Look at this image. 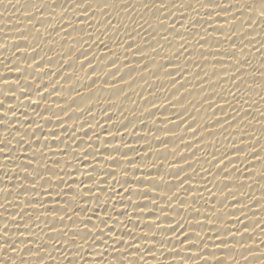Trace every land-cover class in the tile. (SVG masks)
Instances as JSON below:
<instances>
[{
    "label": "snow or ice",
    "instance_id": "obj_1",
    "mask_svg": "<svg viewBox=\"0 0 264 264\" xmlns=\"http://www.w3.org/2000/svg\"><path fill=\"white\" fill-rule=\"evenodd\" d=\"M56 4L57 0H40L39 7H36V13L39 15L31 14L29 17H33L30 20L37 22L46 21L39 24V27L33 26L31 31L37 34L34 37L36 40L49 44L48 52H54L59 59L56 60L47 52L43 56H33L44 48L40 44L32 47L25 33L21 32L24 39L14 43L21 46L11 51V57L15 58V61H22L24 66L12 59L10 64L3 65L7 72L0 73V77H5L0 79V106H3L0 108V117L11 118L0 119V161L3 162L0 163V209L3 210L0 211V220L3 221V226L0 227V264H148L145 257L150 255L152 259H156L157 245L162 247L164 244H172V248L168 249L169 256H180L178 254L181 252L176 250L173 239L188 252L198 249L195 259L198 262L203 261V264H241V261L248 264L250 257H264L261 247L264 245V239H259L257 243V236L253 235L257 228L260 233H264V223L258 221L252 226L253 232H249L248 223H245L248 219L247 213L243 209L240 210L239 216L235 212H225L229 203L232 206L244 204L247 207L242 199L249 194L241 191L246 186L245 183L241 181L237 184L230 179L234 174L247 179L245 174L249 169H241L237 162H251L256 165L255 161H260L264 164L261 152L250 146L259 143V137L244 131L242 127L252 126L256 118L247 119L252 113H258L259 120L264 122V109L254 108L259 102L251 97L252 90H256L260 101H264V0H228L227 3L223 0H180L179 3H172V0L159 3L155 0H67V5H61L59 14L57 7H54ZM233 6H236L235 9L229 11ZM44 8L48 10L41 11ZM173 9L184 11L179 13V18L172 20L168 14L176 16ZM156 10L162 11L157 13ZM69 11L74 14V18L65 16ZM237 12H244L246 15H236ZM137 13L144 15L135 19ZM57 16L60 17L59 20ZM73 20L75 23H72ZM41 29L49 38L53 33L60 36L64 43L59 52L51 47L50 40L45 39ZM149 29L153 31L149 32ZM139 30H143L146 35H141ZM73 33L79 35L73 36ZM133 33L144 44L152 45L149 47L151 53H161L152 55L153 63H156L155 57L166 61L151 73L174 67V70L166 72V76L171 87L179 85L175 88L176 94L172 95L176 101L185 96L177 95L180 89H185L187 93L197 88L202 89L197 94L201 97L197 103H193L189 97L185 98L183 102L187 100L186 105L180 102L183 111L172 113L177 117L178 123L165 118V121H161L165 124L163 128H148V132L152 133V141L162 145L164 149L161 151L157 148V156L161 157L162 153H167L163 156L167 159L169 155L186 156L177 153L175 147L168 149V145L174 143L171 138L175 135L173 129L185 126V131L191 133V140L185 142L184 136H180V144L188 145L185 149H191L194 146L192 141H195L196 150L191 153V157L186 156V159L180 161H184L187 168L192 169L193 175H188L179 162L169 165L176 169L175 175L165 173L171 177L169 180H165L164 175H159L157 179L151 171L143 173L142 165L150 155L151 144L144 149H137L126 143L123 146L115 144L109 148L108 145L117 139L112 133H109L110 140H101L99 134L94 133L95 140L89 137L88 143L85 144L83 139L76 135V127L70 130L63 127L66 123L64 117L70 111H75L74 105H79L75 104L76 97L82 101L85 97L80 91H72L73 85L69 86L68 92H75L76 96L70 101L63 104L53 101L56 104L55 111L51 104L46 105L43 112L36 111L41 107L39 100H49L53 94L58 95L63 91V85L59 81L63 79L66 84L71 81L72 74L68 73L67 69H72L77 63L81 69L89 67L91 73H96L97 66H93V61L108 60V75L112 73L113 78L121 72V67L129 68L127 55H124V62L118 64L119 56L114 51L116 48H123V53L127 54L135 47L133 55L139 53L141 56L140 62L136 63L139 71H149V64L145 59L148 50L140 44L134 46V43L129 42L134 40ZM121 39L123 42H120ZM152 40H155V44L151 43ZM161 41L165 43L162 44ZM165 44L168 45L167 49ZM224 44L228 47L224 48ZM205 45L208 47L205 48ZM6 46L0 45L2 48ZM92 48L104 49L116 58L108 59L107 55L98 56L97 53H91L89 58ZM164 52L169 54L162 55ZM197 54L199 59H193ZM254 59H258L259 63H253ZM53 61L58 65L55 73L47 69ZM209 65L213 69L211 73L206 71ZM112 68L115 70L112 71ZM189 68L194 71L189 72ZM129 70L125 72L126 76L132 75ZM125 73L120 76L121 82H124ZM54 74L58 76L56 81L41 83L44 77ZM188 75H191V82L185 86L189 81ZM10 76L12 78H8ZM214 77L216 79H213ZM97 79L92 80V85L96 84ZM201 81L203 83H198ZM104 83L108 84V80ZM127 83L129 88H132L136 81L133 78ZM147 83L145 80V84ZM225 84L229 85L226 92L223 88ZM206 85L215 86L206 88ZM118 89H122L119 92L124 93L123 88ZM149 95L154 93L149 92ZM125 96L127 98L126 93ZM165 100L175 107L172 98ZM197 104L199 107H196ZM152 105L155 107V102ZM205 105L207 110H211L214 125L210 126L208 122L199 123L194 114H198ZM28 108L34 109V116L29 117ZM221 109L223 111H218ZM85 110L81 109L82 112ZM104 111L106 113L107 109ZM44 113H49L50 116H45ZM91 113L92 110L88 115ZM151 113L149 111V114ZM185 114H188L187 118ZM51 117H56V126L61 132L49 130L45 133L44 125L52 123ZM37 118L42 120L43 124L38 123ZM111 119V116H108V120ZM168 124H172L173 128H168ZM215 125H219L223 130L221 135L233 126L240 129V134L236 138L229 133L228 136L232 137L234 142H230L223 150L215 144L202 147L203 133L207 132L209 136L214 137ZM225 125L228 128H225ZM79 127L84 128L85 124L82 122ZM96 127L103 125L97 122ZM124 127L127 128V125ZM144 127L147 128V125ZM260 131L264 134V128ZM117 132L119 133V129ZM161 132L169 135L166 138L157 135ZM83 135L89 136V132L85 131ZM132 135L135 137V132ZM119 136L120 140L124 141L125 133H119ZM245 136L252 143L245 144ZM66 140H71L75 148L66 144ZM61 145L64 147L61 148ZM101 145L104 146L103 149ZM94 146L95 151L92 150ZM207 147L214 150L207 152ZM77 150H81L82 154ZM201 151L205 152L204 164L208 165L207 168L203 164L200 168H195L191 162V158L199 159L197 152ZM129 153L134 155L130 156ZM229 153H232L235 159L230 158ZM242 153L246 154L243 159ZM67 155L74 156L82 164L85 171L81 172L79 167L75 171L81 177H86V180L74 178L73 173L67 170L71 166L70 162L57 158ZM89 157L94 163L89 161ZM152 168L157 174L160 173V164H153ZM212 168L218 171L213 173ZM117 170L123 173V179L117 178ZM182 172L185 173L183 177L180 175ZM197 176L199 181H203L201 188L192 187L191 181ZM209 176L212 179H209ZM220 176L224 181L222 188L218 179ZM260 178L264 179V172H261ZM109 179L113 181L112 185H108ZM186 183L188 187H185ZM261 187H264V184ZM165 188L168 192L163 191ZM216 188H220L223 199L214 194L213 189ZM177 189L191 196L190 204L178 195ZM238 191L241 192L240 198H237ZM156 192H159V195L153 194ZM193 192L196 194L192 195ZM204 192L208 193V199L204 198ZM117 197L119 199H114ZM133 197H142L143 200L137 202ZM229 197H232L231 201ZM173 200L183 209L179 212L181 219L175 223L167 215L169 210L178 212L176 207H172ZM201 200L204 201V212H201L200 208H190ZM118 204L125 206L117 211ZM150 204L159 214L151 210L145 212ZM162 204L166 206H161ZM186 204H189V208L184 207ZM217 204L220 206L217 207ZM129 209L133 211L129 212ZM4 213H8V216L5 217ZM201 216L203 220L199 219ZM229 216L235 217L234 221H229L234 227L225 224ZM213 221L219 223L210 229L212 235H208L204 229ZM245 235L250 239L243 240ZM254 247L260 249L259 253L252 251ZM17 249L20 250L19 253ZM225 250L234 253L243 250L248 252L240 259L232 254H215ZM109 256L111 261L108 260ZM209 257H212L211 261ZM256 264H264V258Z\"/></svg>",
    "mask_w": 264,
    "mask_h": 264
},
{
    "label": "bare ground",
    "instance_id": "obj_2",
    "mask_svg": "<svg viewBox=\"0 0 264 264\" xmlns=\"http://www.w3.org/2000/svg\"><path fill=\"white\" fill-rule=\"evenodd\" d=\"M155 2H163V0H155ZM180 0H172V3H179ZM223 2L227 3L228 0H223ZM40 0H0V45H7L6 48L0 47V61H3V63H0V73H6L7 70L4 68V64H10L12 59L14 62H20L21 66L23 67L22 61H15V58L11 57V51L14 50L15 47H19L21 45L14 44L18 41H22L24 37L21 36V32H24L27 36L28 42L32 47H36L37 44H40L44 49L38 51L37 53H34L33 56L41 54L43 56L45 52H47L48 55L53 56L56 60L59 59L58 56L54 52H48L50 51L49 44L44 43L43 41L36 40L34 37L37 35L34 31H31L33 26L39 27V24L46 23V21H39L37 20H30L29 15L34 14L39 15V13H36V7H39ZM61 5H67V0H57V4L54 5V7H57L56 11L57 14L60 13ZM236 6H233V9H229V11H232L235 9ZM47 8L41 9V11H47ZM162 10H156L158 13ZM181 11H184L182 9H173V12H175L177 15L173 16L172 13H169V17L174 20L179 18V13ZM190 11V9H189ZM155 14V13H154ZM193 15L195 13H192ZM211 14V13H208ZM142 15V13H137L135 19H139ZM236 15H246L244 12H237ZM66 17H73L74 14L69 11L68 13H65ZM163 18V17H162ZM60 17L57 16V20H59ZM155 23V20H153ZM72 23H75V20L72 21ZM94 23V22H93ZM187 23V22H185ZM145 27H147L145 25ZM211 30V29H210ZM217 31H220V29H216ZM258 30V29H257ZM54 31V30H53ZM141 31V35H146L143 30ZM152 29H149V32H152ZM251 31V30H250ZM41 33L45 37V39L50 40L51 47H54L56 52H59L61 50V45L64 43L60 36H57L55 33H53V36L49 38L47 36V33L43 32V29H41ZM153 34H155L153 32ZM63 35V33H61ZM79 35L78 33H73V36ZM134 40L129 41L134 43V46L136 44H140L141 46L145 47L148 50V56L145 58L146 62L149 64V71H145L141 73L139 71V67L136 63H139L141 56L139 53L136 55H133L135 51V47L129 51L127 54L123 53V48H116L114 51L116 52V55L119 56L118 64H122L124 62V55H127V61L129 64V68H137V69H130L121 67V72L117 73L116 77L113 78L111 75L112 73H109L108 75V68L106 65L108 64V60L99 61L94 60L93 66H97V72L91 73V68L86 67L84 69H81L79 67V63L75 64L72 69H67L68 73L72 74V80L69 81L67 84L64 82L63 79H60V84L63 85V91H61L58 95L53 94L51 99L49 100H39L41 107L40 109H36V111L43 112V109L46 105L51 104L53 110L56 109V104L53 103V101L58 103H65V101H70L72 97L76 96L75 92H72L71 94L68 92V88L70 85H73L72 91H80L85 94V97L83 98V101L80 100L79 97H76L77 101L75 104H79L78 106H73L75 111H70L65 117L66 123L63 125L64 128H68L69 130L72 127H76L77 132L76 135L81 137L85 144L88 143L89 137H92L93 140H95L94 133L99 134L101 140L105 139H111L109 133L115 134L117 139L113 141L111 144L108 145L109 148H111L115 144H120L123 146V144H128L134 148L137 149H144L148 148L149 144H151L150 148V155L146 162L142 165V172L146 173L151 171L152 175L159 179V175H164L165 180L171 179L168 175L165 173L168 172L170 175L176 174V169L174 167H169V165H174L177 162H179L180 165H182L185 169L188 175H193L192 169L187 168V164L184 161H180L182 159H186V156L191 157V153L195 151V141H192L193 148L191 149H185V147H188V145H181L180 144V136H184L185 142H188L191 140V133L185 131V126L181 125L179 129H173L175 132V135H173L171 138L174 141V143L168 145V149L171 150L173 147L176 148L177 153H183L186 156L185 157H179V155H169L167 159H165L163 156H166L167 153H162L161 157H158L156 154L157 148H159L161 151H163V146L159 145L156 142L152 141V133L148 132V128H155L157 126L163 128L165 126L164 123H161V121H165V118L171 119L174 123H178V119L175 115H172V113H180L183 111V105L180 102H183L185 98L191 99L193 103H197L201 97L197 95L199 91H202V89H194L193 92L187 93L185 89H180V93H177V95L184 94V97H181L180 101H176L175 97L172 95L176 94L177 89L179 85H176L175 88L171 87L170 80L166 76V72L169 70H174V67H170L169 69H163L159 72L156 71L157 66L161 63H166L165 60H162L160 57H155L156 63H153L152 61V55H160L161 53L158 51L157 53H151V47L152 45H146L143 41L140 40L139 37L135 36V33H133ZM71 42V40H69ZM120 42H123L121 39ZM111 44V41H109ZM152 44H155V40L151 41ZM161 43H165L161 41ZM175 43V41H174ZM245 43H250L249 41H245ZM193 44H195V41H193ZM167 44H165V49H167ZM208 45H205V48H207ZM224 48H227L228 45L224 44ZM258 47V45H257ZM175 50L174 48L172 49ZM247 51V50H246ZM91 53H97L98 56L107 55L108 59H115L116 57L111 56L110 53H107L104 49H96L92 48L90 52L89 58H91ZM169 53L164 52L162 55H167ZM20 56L21 54H17ZM5 57H9V60H4ZM23 58V56H21ZM252 57L250 56V59ZM83 59V58H82ZM183 58H181L182 60ZM193 59H199V55H195ZM30 62V61H29ZM47 62V61H44ZM42 62V63H44ZM54 63L52 65H48L47 69L52 70L54 73L56 72L58 65L53 61ZM144 61H142L143 63ZM180 61H177L179 63ZM253 63H259L258 59H254ZM14 67L17 65H13ZM112 71L115 69L112 68ZM132 72L131 76H126L127 72ZM211 65H209L206 68V71L211 73L212 71ZM189 72L194 71L193 69L189 68ZM88 73H91V75H87ZM125 73L124 82L120 81V76H122ZM157 74L156 76H153ZM97 76L99 77L97 79ZM143 76V77H142ZM5 77H0V79H3ZM8 78H12L11 76ZM135 79L136 83L133 84L132 88H129L127 82H130L132 79ZM189 81L186 82L185 86H187L188 83L191 82V75H188L187 77ZM39 79V77H37ZM58 79L57 75H52L51 77H44L43 81L41 83H51L53 81H56ZM67 79V78H66ZM97 79V82L95 85H92V80ZM207 79V78H206ZM213 79H216L215 77ZM108 80V84H105L104 81ZM145 80L148 81L147 84H145ZM203 83V81L198 82ZM115 86V87H113ZM215 85H206V88L214 87ZM163 87V88H159ZM190 87V86H189ZM229 85L225 84L223 86L225 92ZM59 88V86H58ZM123 88L124 93H120ZM51 90V89H49ZM253 93L251 94V97L253 100L258 101L259 103L257 105H254L253 107H259L261 109H264V101H260L259 96L256 95L255 91L252 90ZM258 91V89H257ZM149 92L154 93V95H149ZM125 93L127 94V98L125 96ZM137 93L143 94L142 96H138ZM193 95V96H191ZM191 96V97H190ZM63 97V99H61ZM91 97V99H88ZM172 98L173 104H175V107L172 106V104H169L167 100ZM11 102V101H10ZM155 102L156 106L153 107L152 103ZM27 103V101H25ZM183 104H187V100L183 102ZM3 106H0L2 108ZM196 107H199L197 104ZM91 108V109H87ZM81 109H86L85 112H82ZM105 109H107V112L105 113ZM92 110L91 115H88V112ZM29 113V117H32L35 115L33 108L27 109ZM62 111V110H59ZM149 111L152 113L149 114ZM189 111L192 112V108L189 107ZM218 111H223L218 110ZM152 114H155L154 116H150ZM197 116V120L199 123H210L211 125H214V120H212L211 110H207V105L204 106V108H201L200 112L198 114L194 113ZM45 116H50L49 113H44ZM188 114H185V118H187ZM219 115V114H218ZM243 115V113H241ZM68 116H71L68 118ZM94 116V117H93ZM108 116H111V120H108ZM253 117L256 118V120H253L252 126H242L244 127L243 130L249 133H254L255 136L259 137V143L250 145L251 147H255L256 150L260 151L262 156H264V134L261 133L260 129L264 128V122H261L259 120L258 113H252L247 117V119L251 120ZM79 118V119H77ZM0 119H6L10 120V117H0ZM23 119V118H21ZM38 119V123L43 124L42 120ZM52 123L51 124H45L44 125V131L45 133H48L49 130H55L57 132H61V129L58 128L57 125V119L56 117H51ZM84 123L85 127L80 128V123ZM97 122H100L103 127H96ZM155 122V123H154ZM124 125H127V128L124 127ZM147 125V128L144 127ZM168 128H173L172 124L167 125ZM178 127V126H176ZM225 128H228L227 125L224 126ZM91 128V130H89ZM117 129H119V133H125V139L124 141L120 140L119 133L117 132ZM85 131L89 132V136H84L83 133ZM214 131L216 134L215 136H209L207 132L203 133V144L202 147L209 144H215L217 147H220L222 150L229 145L230 142H234L232 137H229V133L232 134L233 137L238 138L240 134V129L233 126L232 128H228V131H225L223 135L220 133L223 131L219 125H215ZM135 132L136 136L134 137L132 133ZM147 133V135H145ZM157 135H160L161 137L166 138L169 134L161 132L157 133ZM145 137L144 139H137L136 137ZM225 137H228V139H225ZM245 144H250L252 141L248 140V137L245 136ZM79 143V141H77ZM99 143V142H97ZM66 144L71 145L73 148H75V144L71 140H66ZM64 145H61V148H63ZM103 145H101V148L103 149ZM95 151V146L92 149ZM214 148L207 147L206 151L211 152ZM82 154L81 150H77ZM116 155V154H114ZM130 156L134 155V153H129ZM230 158L235 159V156L232 153H229ZM244 153L241 154V158L243 159ZM204 156L205 152H197V158H191V162L193 163V166L195 168H200L201 164L204 165L205 168L208 167L207 164H204ZM61 160H66L70 162L71 166L67 169L69 172L73 173L74 178L76 179H87L86 177H81L79 173L75 171L77 167L80 168L81 172L85 171L82 164H80L72 155L67 156H61L57 157ZM89 161H92V158L89 157ZM163 161V163H161ZM0 163H3L0 161ZM94 163V162H93ZM110 164V162H109ZM153 164H160L161 169L159 170L160 173L157 174L156 170L152 168ZM256 165H252L251 162L247 164H240L237 162V165L244 169L247 167L249 169V172L245 175L247 176V179H245L244 176H238V174H234L230 179L234 180L237 184L243 181L245 183V187L241 190L243 193H248V196H244L242 199V202H244L247 207H245L244 204H236L235 206H232L231 203H229V207L225 209V212H235L237 216L241 214L240 210L243 209L244 212L247 213L248 219L245 220V223H248L249 226V232H253L252 226L255 223H258V221H261L264 223V187H261L262 184H264V179L260 178L261 172H264V164H261L260 161H255ZM109 165H104V167H108ZM231 167V165L229 166ZM131 172L132 169H129ZM211 171L213 173H216L218 169L212 168ZM0 175H2V172H0ZM142 175V174H138ZM181 177L185 175L184 172H182ZM117 178L123 179V173L119 170H117ZM209 179H212L211 176L208 177ZM221 181L220 187L222 188L223 177L220 176L218 178ZM199 177H194V179L191 181L193 188H201L203 181H199ZM113 181L111 179L108 180V185H112ZM250 185V187H249ZM63 187V186H62ZM75 187V186H74ZM107 187V185L105 186ZM119 187V185H117ZM185 187H188V183L185 184ZM211 187V185H209ZM235 190V189H233ZM164 192H168V189H163ZM178 195L182 199H186L191 201V196L184 193L182 190L177 189L176 190ZM214 194L219 198L223 199V195L221 194L220 188L213 189ZM154 195H159V192L153 193ZM171 194V193H169ZM196 193L193 192L192 195H195ZM204 198L208 199V193H203ZM241 192H237V198H240ZM114 199H119L114 198ZM133 199L137 202H140L143 200L142 197H133ZM232 200V197H229V201ZM259 201V202H258ZM0 202H2V197H0ZM189 204H186L184 207L189 208ZM125 205H117V211L122 210ZM166 206V205H161ZM220 205L217 204V207ZM172 207H176L178 209V212H172L171 210L168 211L167 215L173 219V223L179 221L181 219L179 212L183 211V209L179 208V204L177 201L173 200ZM191 209L194 208H200L201 212H204L205 205L204 201L201 200L198 203L191 205ZM251 209V211H249ZM110 210V209H109ZM154 211L158 213V210L155 208H152L151 204L149 205V209H145V212L147 211ZM0 211H3L0 209ZM132 209H129V212H132ZM14 214V213H12ZM5 217L8 216V213H4ZM123 219V218H121ZM163 220V217H161ZM200 220H203V216L199 218ZM234 216H229L227 220H225V224L234 227L232 224L229 223V221H234ZM219 223L218 221L209 222V227L204 229V232L208 233V235H212V232L210 229L215 225ZM3 226V221L0 220V227ZM119 227V226H117ZM241 230L242 226H241ZM159 235V230H157ZM170 236H174V234H169ZM253 235L257 236V243H259V239H264V233H260L259 228L253 232ZM127 239V238H126ZM243 240H249L250 237L245 235ZM173 244H176V250L180 251L178 257L173 258L172 256H169L168 249L172 248V244H164L162 247L161 245H157V251L155 253L156 259H152L150 255H146V259L148 261V264H203V261H197L195 259V253L198 251V249H193L191 252L186 251L185 249L181 248V246L178 245V242L173 239ZM211 247V244L209 245ZM262 251H264V245L261 246ZM252 251H255L259 253L260 249L253 248ZM17 252L19 253L20 250L17 249ZM248 250H243L240 253H234L231 250H225L224 252H216L217 255H227L232 254L235 255L237 259H240L243 255H247ZM21 255L23 253H20ZM189 257H193L192 259H189ZM167 258V259H166ZM264 257L257 255L255 257H250L248 264H256L257 261L262 259ZM108 260L111 261V257H108ZM209 260H212V257H209ZM143 264V262H141ZM241 264H244L243 261H241Z\"/></svg>",
    "mask_w": 264,
    "mask_h": 264
}]
</instances>
